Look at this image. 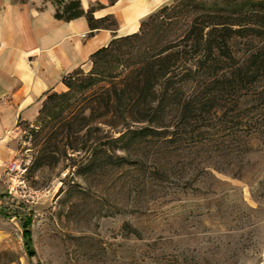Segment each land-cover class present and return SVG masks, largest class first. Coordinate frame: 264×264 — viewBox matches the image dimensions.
<instances>
[{"label": "rangeland", "instance_id": "obj_1", "mask_svg": "<svg viewBox=\"0 0 264 264\" xmlns=\"http://www.w3.org/2000/svg\"><path fill=\"white\" fill-rule=\"evenodd\" d=\"M238 98V117L180 131L196 147L148 158L138 148L95 174H77L66 140L36 146L35 121L17 123L8 142L19 171L0 181V264H264V96ZM42 145L57 163L33 165Z\"/></svg>", "mask_w": 264, "mask_h": 264}, {"label": "trees", "instance_id": "obj_2", "mask_svg": "<svg viewBox=\"0 0 264 264\" xmlns=\"http://www.w3.org/2000/svg\"><path fill=\"white\" fill-rule=\"evenodd\" d=\"M54 3L56 20L84 17L91 31L116 26L112 17L93 18L100 5L84 12L79 0ZM89 62L88 71L63 77V92L45 97L31 130L36 146L51 138L69 142L66 149L79 158L78 175L121 168L138 148L148 158L196 147L180 131L210 129L196 127L217 113L238 117V96H264V0H171ZM239 127L228 128V135H237ZM224 153L231 157V150ZM58 161L57 152L42 145L33 165ZM159 172L153 168L149 178L164 181ZM124 228L138 234L129 224Z\"/></svg>", "mask_w": 264, "mask_h": 264}, {"label": "crops", "instance_id": "obj_3", "mask_svg": "<svg viewBox=\"0 0 264 264\" xmlns=\"http://www.w3.org/2000/svg\"><path fill=\"white\" fill-rule=\"evenodd\" d=\"M55 0H0V174L13 162L9 135L35 121L45 97L64 91L71 72L90 69V56L112 39L136 33L140 22L171 0H79L93 18L116 26L91 31L84 17L54 18Z\"/></svg>", "mask_w": 264, "mask_h": 264}, {"label": "built area", "instance_id": "obj_4", "mask_svg": "<svg viewBox=\"0 0 264 264\" xmlns=\"http://www.w3.org/2000/svg\"><path fill=\"white\" fill-rule=\"evenodd\" d=\"M15 171H19V166H17L15 162H10V163L4 165L2 168L1 175H0V181H1V176L3 174L9 175V174L14 173Z\"/></svg>", "mask_w": 264, "mask_h": 264}]
</instances>
